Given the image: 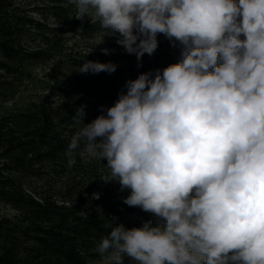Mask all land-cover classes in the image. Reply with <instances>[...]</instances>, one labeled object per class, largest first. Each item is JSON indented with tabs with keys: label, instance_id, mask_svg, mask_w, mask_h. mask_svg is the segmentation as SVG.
I'll list each match as a JSON object with an SVG mask.
<instances>
[{
	"label": "clouds",
	"instance_id": "clouds-1",
	"mask_svg": "<svg viewBox=\"0 0 264 264\" xmlns=\"http://www.w3.org/2000/svg\"><path fill=\"white\" fill-rule=\"evenodd\" d=\"M75 4V19L98 18L138 66L161 34L182 46L177 63L128 80L90 123L85 106L72 118L83 127L68 166L83 144L130 190L123 203L157 218L116 224L95 251L111 264H264V0ZM117 67L88 60L78 71Z\"/></svg>",
	"mask_w": 264,
	"mask_h": 264
},
{
	"label": "trees",
	"instance_id": "trees-1",
	"mask_svg": "<svg viewBox=\"0 0 264 264\" xmlns=\"http://www.w3.org/2000/svg\"><path fill=\"white\" fill-rule=\"evenodd\" d=\"M24 2L38 20L21 12L16 0H0V100L9 91L6 77L54 58L60 70L51 72L50 80L66 99L57 106L31 103L0 118V207L14 212L0 215V264H91L99 259L95 249L101 238L116 224L140 227L157 218L124 204L128 194L114 201L110 188L116 181L110 180L107 161L89 158L83 144L69 167L71 137L102 113L101 106H112L128 80L177 63L182 46L161 34L155 53L145 54L138 66L135 55L116 43L118 34L99 20L74 18L75 0ZM88 60L118 67L112 74L80 73ZM81 106L83 123L72 119ZM125 264L135 262L126 257Z\"/></svg>",
	"mask_w": 264,
	"mask_h": 264
},
{
	"label": "rangeland",
	"instance_id": "rangeland-1",
	"mask_svg": "<svg viewBox=\"0 0 264 264\" xmlns=\"http://www.w3.org/2000/svg\"><path fill=\"white\" fill-rule=\"evenodd\" d=\"M24 0H16V5L21 12L32 17L34 20H38V16L29 13V8L26 6ZM17 7V6H16ZM77 9V8H76ZM98 18H85L83 22L97 21ZM60 61L58 58H54L52 61L46 64H39L37 66H24L23 72L13 74L6 77L5 91L9 90L5 97L0 100V118L6 117L25 110L31 103H42L49 106H57L65 101V95L57 90H53V84L50 80V73H57ZM63 79L60 77V81ZM65 83V82H64ZM58 87V86H57ZM4 91V92H5ZM106 185V182L105 184ZM110 187V185H109ZM112 198L114 201L121 200L126 194H130V190H120V184H112L111 188ZM0 215L3 217H12L14 212L7 207H0ZM99 255V254H98ZM91 264H111L106 257H101Z\"/></svg>",
	"mask_w": 264,
	"mask_h": 264
}]
</instances>
